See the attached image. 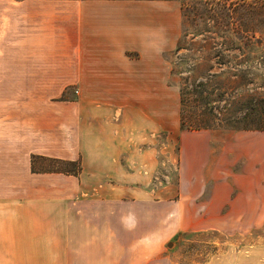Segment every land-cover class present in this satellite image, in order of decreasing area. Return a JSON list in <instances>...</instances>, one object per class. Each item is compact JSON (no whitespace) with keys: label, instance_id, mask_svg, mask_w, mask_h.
<instances>
[{"label":"crops","instance_id":"obj_1","mask_svg":"<svg viewBox=\"0 0 264 264\" xmlns=\"http://www.w3.org/2000/svg\"><path fill=\"white\" fill-rule=\"evenodd\" d=\"M181 32L182 0H0V264H172L165 245L220 182L224 149L181 129ZM162 133L178 135L180 204L149 198ZM231 137L229 196L264 229V132ZM59 160L81 172L35 168ZM245 257L264 264V245Z\"/></svg>","mask_w":264,"mask_h":264},{"label":"rangeland","instance_id":"obj_2","mask_svg":"<svg viewBox=\"0 0 264 264\" xmlns=\"http://www.w3.org/2000/svg\"><path fill=\"white\" fill-rule=\"evenodd\" d=\"M168 59L171 83L179 89L180 124L183 115L193 119L199 130L214 132V141L224 149L220 182H206L207 189L190 203L185 223L177 214L181 226L165 245V254L172 264H243L247 254H258L264 245V229L255 226L261 214L243 211L242 196H229L233 170L228 167L227 142L235 132H264V0H182L181 37ZM168 137L155 136L159 165L147 186L156 191L150 201L160 205L180 204L175 203L180 197L179 139L173 134L169 145ZM237 156L241 160L233 169L242 173V149ZM35 168L69 174L78 166L35 161ZM235 182L244 185L242 177ZM165 190L171 191L170 198L160 195Z\"/></svg>","mask_w":264,"mask_h":264},{"label":"trees","instance_id":"obj_3","mask_svg":"<svg viewBox=\"0 0 264 264\" xmlns=\"http://www.w3.org/2000/svg\"><path fill=\"white\" fill-rule=\"evenodd\" d=\"M183 101H184V98H183ZM195 123L196 122L193 119L186 120L185 116L183 115L182 119H181V128L182 129H189V130H193V129L199 130L200 126L196 125ZM59 161L66 162V163L74 165V166H78L77 170H75V171H73V173H69V174L78 175L81 172L82 166H81L80 161H68V160H59ZM60 172H62V171H60Z\"/></svg>","mask_w":264,"mask_h":264}]
</instances>
